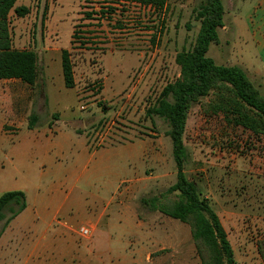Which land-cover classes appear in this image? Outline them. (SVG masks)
<instances>
[{
    "label": "rangeland",
    "instance_id": "1",
    "mask_svg": "<svg viewBox=\"0 0 264 264\" xmlns=\"http://www.w3.org/2000/svg\"><path fill=\"white\" fill-rule=\"evenodd\" d=\"M256 1L222 0L225 24L233 21L234 30H220L221 42L207 56L243 69L264 96V63L246 28L249 17L251 24L263 22ZM205 3L168 0L155 10L134 3L24 0L30 13L10 16L14 47L38 55V78L29 96L35 103L24 110L25 101L16 102L25 114L19 125L32 128L0 132V191H26L40 205L49 201L51 214L59 213L75 231L79 255L94 263L201 264L189 226L150 211L141 200L166 193L177 179L169 125L146 113L179 78L176 55L194 47ZM64 50L74 65L72 89L63 78ZM184 143L185 173L219 216L236 264H263L264 121L229 86L216 87L191 109ZM100 215L91 238L80 237L78 230H94Z\"/></svg>",
    "mask_w": 264,
    "mask_h": 264
},
{
    "label": "trees",
    "instance_id": "2",
    "mask_svg": "<svg viewBox=\"0 0 264 264\" xmlns=\"http://www.w3.org/2000/svg\"><path fill=\"white\" fill-rule=\"evenodd\" d=\"M106 4L134 3L155 10L166 7L168 0H89ZM18 0H0V80H19L29 87L38 78V55L32 50L13 47L10 15L24 18L30 13L25 6L16 7ZM225 7L222 0H206L198 11L201 26L192 50L176 55L179 78L168 84L147 110L150 118L159 117L169 125L168 136L177 170L176 182L166 193L142 198L150 211L180 221L189 226L196 255L201 264H236L234 251L219 216L203 197L196 182L188 179L185 166L188 152L184 143L186 124L191 109L220 86H229L237 100L253 110L264 121V96L246 73L237 66L217 65L207 56L212 44H220L219 30L224 27ZM74 65L70 52H62V71L66 88L75 87ZM29 128L32 125L29 124ZM174 196V197H172ZM22 191H11L0 196V221L9 222L26 208ZM6 211L10 216L6 217ZM258 250L264 264V240Z\"/></svg>",
    "mask_w": 264,
    "mask_h": 264
},
{
    "label": "crops",
    "instance_id": "3",
    "mask_svg": "<svg viewBox=\"0 0 264 264\" xmlns=\"http://www.w3.org/2000/svg\"><path fill=\"white\" fill-rule=\"evenodd\" d=\"M23 1L24 0H18L16 7L25 6ZM255 4L256 7L261 8V11L264 12V0H257ZM247 20L248 24H246V28L255 47L256 55L260 61L264 63V18L260 19V21L263 22L257 21L253 24H251L250 17ZM222 29L233 32V21H231L229 25L225 24L224 21V27L220 30ZM2 85H5L7 88L3 89ZM35 86L29 87L15 79L0 80V112L2 115V119L0 120V132L2 130L5 131L7 126L16 129L29 128L28 124H24V126L23 124L19 125V114L21 116L25 114L24 111L20 113L18 112L16 102L25 101L24 110H26L28 106H32L35 103L34 100H36V97H34V100H29V96L31 95L32 88ZM85 143L87 148L91 150L87 144L86 138ZM102 150H105V148L94 150V153H98ZM142 180L137 181L134 187L127 189L125 197L120 205H124L123 202L127 201V194H129L130 191L137 186V183L139 184ZM4 193L7 192L0 191V196ZM24 193L26 197L25 210L12 219L5 229L3 230L2 228L0 232V264H48V260L54 261L50 264H55L56 261L59 264H98L97 262L94 263L93 260L86 258V256L83 257L79 255L78 250L81 245L75 240V231L70 227H66V224L61 223V220L58 218L59 213L51 214L52 208L49 201L44 205H40L35 198L32 201L29 200L26 191H24ZM101 217L102 216L100 215L96 224H91L94 229L92 230L93 234L98 229ZM42 226H44V228H41ZM72 249L75 250L72 251ZM74 252L78 253L74 254ZM42 257H44V261L41 260ZM133 261V264L138 263L135 259Z\"/></svg>",
    "mask_w": 264,
    "mask_h": 264
},
{
    "label": "built area",
    "instance_id": "4",
    "mask_svg": "<svg viewBox=\"0 0 264 264\" xmlns=\"http://www.w3.org/2000/svg\"><path fill=\"white\" fill-rule=\"evenodd\" d=\"M139 6H141V5H139ZM143 7H145V6H143ZM148 8L151 9L152 7L148 6ZM81 109H84V107H81ZM91 233H92V230L89 227H81L78 230L79 236L84 238V239H89L91 237Z\"/></svg>",
    "mask_w": 264,
    "mask_h": 264
}]
</instances>
